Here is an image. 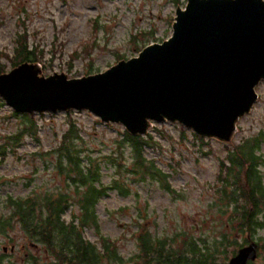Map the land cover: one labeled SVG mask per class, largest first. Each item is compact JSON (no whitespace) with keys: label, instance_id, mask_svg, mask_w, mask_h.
I'll return each mask as SVG.
<instances>
[{"label":"rangeland","instance_id":"1","mask_svg":"<svg viewBox=\"0 0 264 264\" xmlns=\"http://www.w3.org/2000/svg\"><path fill=\"white\" fill-rule=\"evenodd\" d=\"M187 2L0 0V51L13 57L16 39L24 32L28 44L38 46L42 52L33 63L40 69L39 76L63 73L71 79L95 74L122 59L137 56L148 45L169 38L173 33L176 10L185 9ZM1 60L6 66L5 72H9L11 59L4 55ZM255 90L258 99L237 121L229 142L215 137L201 140L191 128L176 121L151 123L145 136L151 135L153 146L146 148V156L169 176L173 193L162 187L157 177L142 179L127 173L126 168L133 162L127 145L123 146L124 155L119 159L121 167L108 161L106 156H118L116 141L125 130L121 124L104 123L88 110L35 112L37 132L30 131L19 141L11 139L7 145L14 151L0 156V217L6 218L11 212L7 205L10 196L76 190L59 174L58 153L55 152L72 119L80 133L79 139L75 138L73 142L80 150L82 164L83 155L95 159L99 164L101 183L108 188L96 205L99 230L87 229L86 239L98 245H102L100 235L115 240L117 251L124 259L122 264H132L128 259L139 252L136 232L140 224L154 236L176 240L174 243L183 246L184 250L189 249L185 246L190 238L200 245L212 246L215 240L222 239L224 232L230 233L231 240L242 243L246 234L230 232L228 223L231 221L222 210L227 171L221 165L223 161L225 165L229 163L228 152L233 149L232 144L261 136L257 171L264 187V81ZM0 101V142H4L24 125L22 119L12 116L14 110L2 98ZM23 121L26 120L23 118ZM236 180L231 175L229 183ZM114 182L125 186L127 193L114 188ZM226 187L228 191L234 188L233 185ZM239 202L244 203V199L240 198ZM234 207L232 204L231 208ZM120 208L123 210L118 211ZM78 210V205L72 204L65 219L69 220ZM139 213L143 218L136 221ZM258 220L261 225L245 233H252L253 239L264 246V214ZM25 241L18 225L6 231L0 228V257L4 255V246L9 250L11 244H16L17 251ZM26 248L36 250L30 246ZM262 250L251 264H264V247ZM228 259L218 264H227Z\"/></svg>","mask_w":264,"mask_h":264},{"label":"water","instance_id":"2","mask_svg":"<svg viewBox=\"0 0 264 264\" xmlns=\"http://www.w3.org/2000/svg\"><path fill=\"white\" fill-rule=\"evenodd\" d=\"M176 11L172 35L137 56L71 79L24 62L0 74V98L18 113L88 110L132 135L167 120L229 142L264 81V0H188ZM256 248L229 264L255 260Z\"/></svg>","mask_w":264,"mask_h":264},{"label":"trees","instance_id":"3","mask_svg":"<svg viewBox=\"0 0 264 264\" xmlns=\"http://www.w3.org/2000/svg\"><path fill=\"white\" fill-rule=\"evenodd\" d=\"M16 42L17 46L13 57L0 51V74L5 73L6 66L1 60L4 55L11 59L12 68H14L24 62L35 64L37 57L42 53L38 46L28 44V37L24 32L19 33ZM34 113L13 112L12 116L22 119L24 128L13 137H6L4 142H0L1 157H5L9 151H14L7 145L11 139L19 141L30 131L37 132ZM23 118L26 121H23ZM68 123L69 127L64 133L62 144L55 151L58 153L57 169L59 174L64 176L67 182L69 180L76 190L71 193L47 191L30 194L26 197L10 196L7 205L11 212L6 218L0 217V228L2 231H6L8 228L18 225L24 235L29 237V240L34 239L39 243H44L48 250L54 252L60 264H80L82 260L87 261L94 255L92 245L94 242L86 239L85 232L89 228L99 230L96 205L100 197L107 193L108 188L101 183L100 168L95 159L89 155L84 158L85 155H83L82 164L80 150L73 142L75 138L79 139L78 126L72 119ZM198 138L204 140L202 137ZM260 138L262 139L261 136ZM260 138L253 137L243 143L232 144L233 149H229L228 152L229 163L225 165L223 161L221 165V168L227 171L224 178L225 185L234 186L232 191H228L226 186L223 189L224 208L222 210L228 216L229 222L231 221L230 224L228 223L230 232L240 231L244 234L255 228L259 223L254 220V215L256 212L264 210V187L259 180L257 171V163L260 161L257 153L260 147ZM116 143L118 156L116 154L106 156L110 163H118L121 167L119 159L124 155L123 146L127 145L133 157V162L126 168L127 173L142 179L146 176L157 177L161 180L162 187L173 193V188L168 181L169 176L156 166L154 160L146 156V148L153 144L150 134L147 136L132 135L124 130ZM231 175L235 180L237 179L232 184L229 183ZM114 188L120 189L123 194L127 193L125 186L119 182H114ZM240 198L244 199V203L239 202ZM72 204L78 205L79 212L66 220L65 215ZM232 204H235L234 208H231ZM122 210L123 208L118 209V211ZM139 218H143L140 213L136 221ZM100 236L105 250L110 251L112 248L107 245L112 240L104 235ZM136 237L139 252L131 257L132 264H218L219 261L224 262L230 256L236 255L238 248L242 246L241 243L230 239V233L224 232L221 235L222 239L215 240L212 246L200 245L190 238L185 246L189 249L184 250L183 246L174 243L176 240L154 236L142 224L139 225ZM260 248L263 249L262 244ZM205 251L206 254L201 256L195 254ZM185 252H190V254Z\"/></svg>","mask_w":264,"mask_h":264},{"label":"flooded vegetation","instance_id":"4","mask_svg":"<svg viewBox=\"0 0 264 264\" xmlns=\"http://www.w3.org/2000/svg\"><path fill=\"white\" fill-rule=\"evenodd\" d=\"M263 214H264V210H262L260 212H256L254 215V218H255L254 220L257 223H259L260 225H261V222L258 220V218H260ZM259 224L258 225L256 224V227L260 226ZM244 234H246L245 235L246 237L244 238V240L241 243L242 246H247L251 242L254 241L257 244V248H256V250H257L256 259H257L262 254V248H260V246H261L260 242L255 241L253 239L252 233H249V234L244 233ZM25 238H26V241L23 242V244L19 247L20 250L15 251L16 244H11L10 245L11 247L9 250L6 246H4L2 248L4 255H1V257H0V263L1 264H5L4 263L5 260H8L7 264H58L60 262L56 258L55 253L48 250L44 243L43 244L39 243V242L35 241L34 239L29 240L28 236H25ZM101 243H102V241H101ZM41 245L44 246V248H42L43 250H41V247H42ZM92 245L94 247L93 257L89 258L87 261L82 260L80 262V264H117V263L122 264V260H124V259H123V257L120 256L119 252L117 251V245L113 241L107 245L109 248H112L110 251L105 250V246L103 244L98 245L96 243H92ZM27 246H30L32 248H36V250H28V248H26ZM99 247H101V248H99ZM4 248H6V250ZM195 254L201 256V255L206 254V251L201 252V253L196 252ZM131 257L128 259L129 263H133V260L131 259ZM255 260L249 261L248 264H251V262H253ZM228 261H229V259H228ZM65 264H68V263H65ZM123 264H124V262H123ZM227 264H228V262H227Z\"/></svg>","mask_w":264,"mask_h":264}]
</instances>
